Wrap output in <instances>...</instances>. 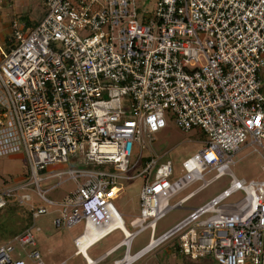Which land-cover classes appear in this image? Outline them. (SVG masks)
Segmentation results:
<instances>
[{"label": "built area", "instance_id": "2783aa9c", "mask_svg": "<svg viewBox=\"0 0 264 264\" xmlns=\"http://www.w3.org/2000/svg\"><path fill=\"white\" fill-rule=\"evenodd\" d=\"M42 4L41 20L12 22L10 49L0 50V158L24 154L29 169L28 178L0 190V210L14 205L32 216L23 233L0 240V264H27L12 252L36 247L35 220L50 213L56 229L83 223L73 244L86 264L77 240L89 224L100 235L87 251L117 230L123 235L91 264L121 248L114 264H133L165 243L191 262L264 264V179L231 171L241 150L264 149V0H157L151 10L136 0ZM167 120L203 143L179 176L152 152ZM56 164L72 168L52 174L59 181L51 188L64 176L75 183L60 201L40 188L49 178L41 173ZM223 176L228 188L185 207ZM138 179L139 214L129 230L113 202L125 182ZM238 193V201L226 202ZM174 209L189 215L155 238L157 223ZM145 230L150 243L132 255ZM27 258L45 264L37 250Z\"/></svg>", "mask_w": 264, "mask_h": 264}, {"label": "rangeland", "instance_id": "374dc122", "mask_svg": "<svg viewBox=\"0 0 264 264\" xmlns=\"http://www.w3.org/2000/svg\"><path fill=\"white\" fill-rule=\"evenodd\" d=\"M142 10H151L157 0H136ZM29 11L34 18L40 19L42 16L43 4L42 0H28ZM41 20V19H40ZM0 46L3 47V42L0 40ZM155 141L152 144V152L158 158L162 157L160 162L171 161L176 176L181 175V164L187 158L196 154L201 150L203 143L200 141L196 131L183 132L178 129L173 122L167 120V126L164 130L157 133ZM264 145V140L262 141ZM148 154V151L144 152ZM163 155H165L163 157ZM234 164L231 165V171L238 179L261 180L264 179V149L259 146H249L236 154ZM75 167V166H74ZM72 168L71 165L56 164L52 168L41 173V177H49L40 183L42 191H46L45 197L52 201H60L70 192L75 189V183L72 180H67V177L62 178V183L55 188L53 187L59 180L50 177L52 174L66 171ZM27 159L24 154H16L0 158V190L7 187H12L16 183L25 180L29 176ZM82 181V180H80ZM230 178L223 176L216 180L210 186L198 193L194 198L185 204L186 208H194L201 206L216 196L222 190L228 188ZM199 184L192 187L196 188ZM142 187V180L128 181L124 183L123 191L119 198L113 202L114 207L123 216L126 227L129 229V222L139 214V193ZM190 190V191H191ZM188 192L181 194L174 202L184 197ZM33 197V203L36 206H44V203L37 195L30 191ZM243 195L235 194L226 202L234 203ZM20 208V207H18ZM19 213L25 215L23 209L18 210ZM189 215L188 209H174L168 212L161 219L156 227L153 236L158 238L165 232L172 229L179 222L184 220ZM56 213L41 216L35 220V227L39 231L35 232L36 247L28 246L23 251L19 246H15L12 252L14 259H23L27 264H35L27 258V254L33 250L40 253L41 259L45 264H86L81 256H75L76 250L73 239L78 237L83 231V223L71 229H56L53 225V220ZM130 230V229H129ZM152 238V231L145 230L140 233L132 242L130 253L136 254L138 251L147 246ZM123 239L120 231H115L106 237L104 240L92 247L88 252V256L94 260L103 255L106 251L118 244ZM125 252L122 248L118 253L110 258L100 262L99 264H113L115 259H121ZM181 258L178 254H174L172 249L168 247V243L161 245L152 252L145 255L135 264H179Z\"/></svg>", "mask_w": 264, "mask_h": 264}, {"label": "crops", "instance_id": "0c3cea01", "mask_svg": "<svg viewBox=\"0 0 264 264\" xmlns=\"http://www.w3.org/2000/svg\"><path fill=\"white\" fill-rule=\"evenodd\" d=\"M43 12L44 10L42 11V15H43ZM41 18L42 16H40V19ZM40 19H37V17L34 18L32 16L31 11H29L28 0H0V40L3 42V47L0 46V50L6 51L5 46L9 45V38L12 35V30H11L12 22L18 20L20 21L21 26H30V25H34L37 22H39ZM120 250L113 252L112 254L107 256L102 261L110 258L114 254L118 253ZM179 257L181 258V261H182L179 264H217L211 257H208L206 259L199 260L196 262L188 261L184 259L183 257H181L180 255ZM116 260L118 259H115L113 261V264ZM138 261L139 260H137L133 264L137 263ZM100 262L96 264H99Z\"/></svg>", "mask_w": 264, "mask_h": 264}, {"label": "trees", "instance_id": "16d2710c", "mask_svg": "<svg viewBox=\"0 0 264 264\" xmlns=\"http://www.w3.org/2000/svg\"><path fill=\"white\" fill-rule=\"evenodd\" d=\"M25 19V18H24ZM6 51L10 49V44L5 46ZM23 209V214L18 210ZM32 224L31 212L25 208L17 206H6L0 210V240L7 242L23 233ZM177 254V253H174Z\"/></svg>", "mask_w": 264, "mask_h": 264}, {"label": "bare ground", "instance_id": "6f19581e", "mask_svg": "<svg viewBox=\"0 0 264 264\" xmlns=\"http://www.w3.org/2000/svg\"><path fill=\"white\" fill-rule=\"evenodd\" d=\"M117 224L119 226H121L126 233H129V231L124 226H122V224H120V222L117 223ZM87 231H88L87 234L84 235V236H82V237H80L77 240V242H78V245L80 246V252H81V254L85 258H87V260L91 264L93 260L88 256L87 249L90 246H92L93 244H95V242L99 238L100 233L95 228H93L90 224L88 225Z\"/></svg>", "mask_w": 264, "mask_h": 264}]
</instances>
